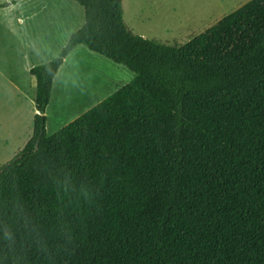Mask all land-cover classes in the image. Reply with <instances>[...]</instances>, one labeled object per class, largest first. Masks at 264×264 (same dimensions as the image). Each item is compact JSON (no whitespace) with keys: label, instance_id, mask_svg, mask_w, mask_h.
<instances>
[{"label":"trees","instance_id":"1","mask_svg":"<svg viewBox=\"0 0 264 264\" xmlns=\"http://www.w3.org/2000/svg\"><path fill=\"white\" fill-rule=\"evenodd\" d=\"M75 1L85 23L30 68L33 133L0 167V264H264V0L174 46L123 0ZM80 45L135 77L48 134Z\"/></svg>","mask_w":264,"mask_h":264},{"label":"rangeland","instance_id":"2","mask_svg":"<svg viewBox=\"0 0 264 264\" xmlns=\"http://www.w3.org/2000/svg\"><path fill=\"white\" fill-rule=\"evenodd\" d=\"M249 0H123L124 20L135 34L167 45H181L216 24ZM12 2L13 7H8ZM24 0H0V167L15 158L33 133L36 78L30 68L53 60L62 38L84 24V8L75 0H48L39 16L27 18ZM42 3L33 1L39 7ZM60 11L61 18L55 11ZM65 16L64 18H62ZM23 18V22H19ZM33 27L35 41L26 28ZM48 35V39L45 36ZM126 66L76 47L61 66L46 110L53 134L129 83Z\"/></svg>","mask_w":264,"mask_h":264},{"label":"crops","instance_id":"3","mask_svg":"<svg viewBox=\"0 0 264 264\" xmlns=\"http://www.w3.org/2000/svg\"><path fill=\"white\" fill-rule=\"evenodd\" d=\"M24 1H26V2H24L25 4L24 5H26L27 6V12H26V14H27V18L28 17H36V16H39V11L41 10L40 9V7H42V6H45V4H46V2L48 1V0H24ZM33 1H37V2H41L42 4L39 6V7H36V6H34L33 5ZM9 5L8 6H6L5 8H8V7H13V4H12V2H10V3H8ZM2 7H1V4H0V15H1V11H2ZM55 12H57L58 13V17L59 18H61V14H60V11L58 10V11H55ZM65 16H63L62 18H64ZM2 19L0 18V27L3 25L2 24ZM19 22H23V18H19ZM84 23H85V21H84ZM84 25V24H83ZM82 25V26H83ZM81 26V27H82ZM81 27H79L78 29H76L75 31H72V32H69V33H66L64 36H63V38H62V45L63 46H65L67 43H68V41H69V39H70V37L72 36V34L73 33H75L77 30H79ZM34 29H33V27H28V28H26V33H27V36H28V39H30V40H32V41H35V36H36V33H34V31H33ZM205 31V30H204ZM45 38L46 39H48V35L47 36H45ZM32 75V74H31ZM34 76V75H33ZM35 77V76H34ZM36 84H37V82H36Z\"/></svg>","mask_w":264,"mask_h":264}]
</instances>
